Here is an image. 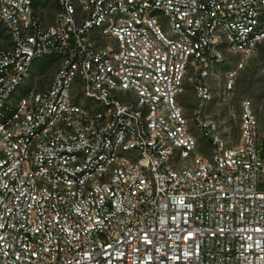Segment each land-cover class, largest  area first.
I'll use <instances>...</instances> for the list:
<instances>
[{"label":"built area","instance_id":"2783aa9c","mask_svg":"<svg viewBox=\"0 0 264 264\" xmlns=\"http://www.w3.org/2000/svg\"><path fill=\"white\" fill-rule=\"evenodd\" d=\"M55 2L46 24L0 0V264H264L254 103L234 145L205 118L264 47V0Z\"/></svg>","mask_w":264,"mask_h":264},{"label":"rangeland","instance_id":"374dc122","mask_svg":"<svg viewBox=\"0 0 264 264\" xmlns=\"http://www.w3.org/2000/svg\"><path fill=\"white\" fill-rule=\"evenodd\" d=\"M34 5L35 11L44 23L50 24L55 20L57 10L54 6V0H34ZM50 62V58L39 60L36 62V66L43 70V67H48ZM46 75L49 77L48 73ZM191 75L192 71L188 72L187 77H185L184 91L179 96V102L184 108L189 128L198 139L199 150L209 154L212 145L207 137L201 134L200 130H197L192 120L196 107V97L189 79ZM47 85L48 81L45 80L41 87L44 88ZM214 87V95L206 110L205 118L218 123L226 136L225 139L230 145H234L239 141L241 102L246 98L251 99L260 121L261 140L264 148V47L259 48L239 72L235 89L232 92L223 94L220 85L215 84Z\"/></svg>","mask_w":264,"mask_h":264},{"label":"trees","instance_id":"16d2710c","mask_svg":"<svg viewBox=\"0 0 264 264\" xmlns=\"http://www.w3.org/2000/svg\"><path fill=\"white\" fill-rule=\"evenodd\" d=\"M54 6H55V8L57 9V3L55 2V0H54Z\"/></svg>","mask_w":264,"mask_h":264}]
</instances>
